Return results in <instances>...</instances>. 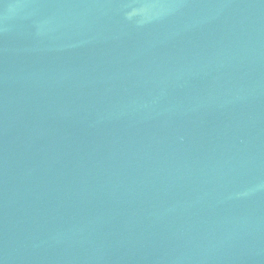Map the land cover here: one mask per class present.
<instances>
[{
  "label": "water",
  "instance_id": "water-1",
  "mask_svg": "<svg viewBox=\"0 0 264 264\" xmlns=\"http://www.w3.org/2000/svg\"><path fill=\"white\" fill-rule=\"evenodd\" d=\"M0 264H264V0H0Z\"/></svg>",
  "mask_w": 264,
  "mask_h": 264
}]
</instances>
